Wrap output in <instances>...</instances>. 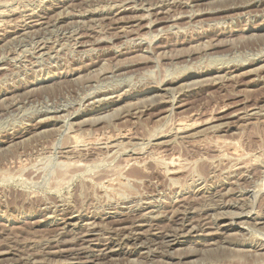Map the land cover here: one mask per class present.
Masks as SVG:
<instances>
[{"label": "rangeland", "instance_id": "374dc122", "mask_svg": "<svg viewBox=\"0 0 264 264\" xmlns=\"http://www.w3.org/2000/svg\"><path fill=\"white\" fill-rule=\"evenodd\" d=\"M0 264H264V0H0Z\"/></svg>", "mask_w": 264, "mask_h": 264}, {"label": "bare ground", "instance_id": "6f19581e", "mask_svg": "<svg viewBox=\"0 0 264 264\" xmlns=\"http://www.w3.org/2000/svg\"><path fill=\"white\" fill-rule=\"evenodd\" d=\"M131 1V0H130ZM148 2V1H147ZM172 3V2H171ZM173 4V3H172ZM128 6V5H127ZM149 8V7H148ZM116 9V8H115ZM120 9H121V7H120ZM130 9V8H129ZM128 9V10H129ZM216 9V8H215ZM125 10V9H124ZM127 10V9H126ZM127 10V11H128ZM132 10V9H131ZM192 10V9H191ZM118 12L119 13H121V12H123V11H120V10H118ZM141 14V13H140ZM164 14V13H163ZM72 15V14H71ZM31 17V16H30ZM191 17V16H190ZM170 19V18H169ZM172 19H173V17H172ZM35 20V19H34ZM118 20V19H117ZM148 23V22H147ZM29 24V23H28ZM87 28V27H86ZM176 29V28H175ZM5 30V29H4ZM62 34V33H61ZM175 34V33H174ZM84 35V34H83ZM102 40V39H101ZM132 42V41H131ZM203 47V46H202ZM207 48V47H206ZM14 50V49H13ZM261 67V66H260ZM171 91V90H170ZM163 95V94H162ZM150 99V98H149ZM144 101V100H143ZM170 110V109H169ZM249 114V113H248ZM233 116V115H232ZM234 116H236L235 114H234ZM249 118V117H248ZM193 124V123H192ZM198 124V123H197ZM10 133V132H9ZM194 135V134H193ZM223 141H225V140H223ZM166 143V142H165ZM220 143V142H219ZM80 145V144H79ZM91 146V145H90ZM229 146V145H228ZM9 147V146H8ZM83 149V148H82ZM77 152V151H76ZM237 152V151H236ZM259 158V157H258ZM238 159V158H237ZM11 160V159H10ZM22 160V159H21ZM64 160V159H63ZM239 160V159H238ZM167 163V162H166ZM80 166V165H79ZM183 167V166H182ZM165 173V172H164ZM166 173H168V172H166ZM243 173V172H242ZM95 175V174H94ZM98 179V178H97ZM98 181V180H97ZM260 182V181H259ZM204 183V182H203ZM123 185V184H122ZM261 186V185H260ZM229 194V193H228ZM201 197V196H200ZM217 197V196H216ZM135 208V207H134ZM234 210V209H233ZM229 213V212H228ZM243 213V212H242ZM225 214V213H224ZM51 216V215H50ZM88 225V224H87ZM93 225V224H92ZM91 225V226H92ZM231 226V225H230ZM93 227V226H92ZM193 227V226H192ZM88 228V227H87ZM95 228H96V226H95ZM128 228V227H127ZM94 229V228H93ZM92 229V230H93ZM161 229V228H160ZM176 229V228H175ZM87 231H89V229L87 230ZM160 231V230H159ZM163 231V230H162ZM175 231V230H174ZM215 231V230H214ZM91 232H93V231H91ZM93 234V233H92ZM126 235V234H125ZM237 235V234H236ZM150 238V237H149ZM173 242L175 241V240H172ZM215 241V240H214ZM180 242V241H179ZM178 242V243H179ZM175 243V242H174ZM173 244V243H172ZM167 245V244H166ZM83 247V246H82ZM75 249V248H74ZM105 249V248H104ZM92 250V249H91ZM110 250V249H109ZM113 251V250H112ZM221 251V250H220ZM48 254V253H47ZM77 254V253H76ZM81 254V253H80ZM83 254V253H82ZM105 254V253H104ZM104 254H103V256H104ZM243 254V253H242ZM105 255H107V254H105ZM79 256V255H78ZM82 256V255H81ZM98 256V255H97ZM100 256V255H99ZM257 256V255H256ZM73 258H74V256H73ZM241 260V259H240ZM93 261V260H92ZM244 261V260H243ZM258 261V260H257ZM82 262V261H81ZM236 263H239V262H236Z\"/></svg>", "mask_w": 264, "mask_h": 264}]
</instances>
